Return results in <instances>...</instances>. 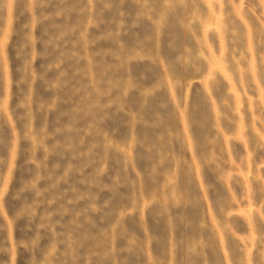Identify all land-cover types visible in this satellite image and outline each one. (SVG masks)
Returning <instances> with one entry per match:
<instances>
[{
	"label": "rangeland",
	"instance_id": "rangeland-1",
	"mask_svg": "<svg viewBox=\"0 0 264 264\" xmlns=\"http://www.w3.org/2000/svg\"><path fill=\"white\" fill-rule=\"evenodd\" d=\"M0 264H264V0H0Z\"/></svg>",
	"mask_w": 264,
	"mask_h": 264
}]
</instances>
